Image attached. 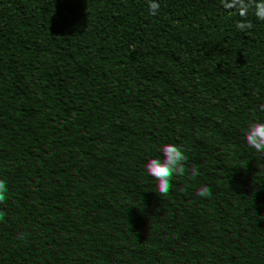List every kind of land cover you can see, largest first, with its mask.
Segmentation results:
<instances>
[{
	"label": "trees",
	"instance_id": "1",
	"mask_svg": "<svg viewBox=\"0 0 264 264\" xmlns=\"http://www.w3.org/2000/svg\"><path fill=\"white\" fill-rule=\"evenodd\" d=\"M217 31L240 47L183 79ZM229 72L255 109L235 127L210 116ZM109 197L135 205L111 233ZM154 223L167 235L149 248ZM190 245L200 264L264 254V0H0V264H184Z\"/></svg>",
	"mask_w": 264,
	"mask_h": 264
},
{
	"label": "clouds",
	"instance_id": "2",
	"mask_svg": "<svg viewBox=\"0 0 264 264\" xmlns=\"http://www.w3.org/2000/svg\"><path fill=\"white\" fill-rule=\"evenodd\" d=\"M240 47V41L234 38L229 31H217L214 34L211 47L204 46L196 49L192 53V58L188 61V67L181 73L183 79H197V69H202L213 63L223 62L227 57ZM247 80L242 79V75L236 72H229L222 76L218 83L216 96L210 105V116L219 121L222 125L235 127L241 122H246L253 117L255 109L245 106L242 103L240 92L247 85ZM101 114L102 127L109 126L112 112H106L104 108H99ZM75 150L84 160H90L93 154L98 151V145L89 138L86 131H81L75 137ZM254 173L251 160H245L243 168L236 172V179L243 181L245 176L251 177ZM169 203L175 207L176 200L170 198ZM110 211L103 221V228L111 233L118 229H125L127 226L123 218L129 216L135 205L131 202H121L117 198L109 197L107 200ZM167 235V229L159 223H154L145 231L146 245L149 248H157Z\"/></svg>",
	"mask_w": 264,
	"mask_h": 264
},
{
	"label": "rangeland",
	"instance_id": "3",
	"mask_svg": "<svg viewBox=\"0 0 264 264\" xmlns=\"http://www.w3.org/2000/svg\"><path fill=\"white\" fill-rule=\"evenodd\" d=\"M65 214L66 209H58L54 211L55 217H62ZM236 231L245 236L253 237L256 234V225L251 220L241 218L237 222ZM43 247L44 245H42L41 248L38 250L39 255H42ZM137 254L139 258H143L144 250L142 247H139L137 249ZM201 259L202 257L194 245H190L182 257L184 264H200ZM263 259V253H255L250 256L248 264H260ZM161 264H169V259L164 258L161 261Z\"/></svg>",
	"mask_w": 264,
	"mask_h": 264
}]
</instances>
